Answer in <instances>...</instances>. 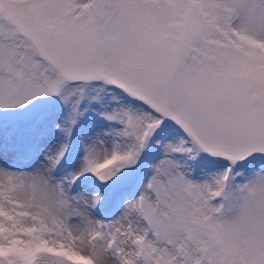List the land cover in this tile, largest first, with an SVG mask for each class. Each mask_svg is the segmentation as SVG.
Here are the masks:
<instances>
[{
    "label": "snow or ice",
    "instance_id": "6c2138e0",
    "mask_svg": "<svg viewBox=\"0 0 264 264\" xmlns=\"http://www.w3.org/2000/svg\"><path fill=\"white\" fill-rule=\"evenodd\" d=\"M0 264H264V0H0Z\"/></svg>",
    "mask_w": 264,
    "mask_h": 264
}]
</instances>
